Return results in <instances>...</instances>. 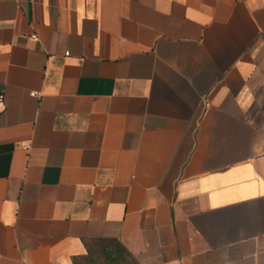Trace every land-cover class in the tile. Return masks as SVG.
Instances as JSON below:
<instances>
[{
  "label": "crops",
  "instance_id": "crops-1",
  "mask_svg": "<svg viewBox=\"0 0 264 264\" xmlns=\"http://www.w3.org/2000/svg\"><path fill=\"white\" fill-rule=\"evenodd\" d=\"M0 96V264H264V0H0Z\"/></svg>",
  "mask_w": 264,
  "mask_h": 264
},
{
  "label": "trees",
  "instance_id": "trees-1",
  "mask_svg": "<svg viewBox=\"0 0 264 264\" xmlns=\"http://www.w3.org/2000/svg\"><path fill=\"white\" fill-rule=\"evenodd\" d=\"M94 242H99L100 252L104 254L106 258L110 261L117 262L121 259V254L124 252L126 257H129L132 264H136L132 257L127 253V251L115 240L112 239H98ZM90 245L86 249V254L79 257L73 258V264H80V261H86L90 259L91 256Z\"/></svg>",
  "mask_w": 264,
  "mask_h": 264
},
{
  "label": "rangeland",
  "instance_id": "rangeland-1",
  "mask_svg": "<svg viewBox=\"0 0 264 264\" xmlns=\"http://www.w3.org/2000/svg\"><path fill=\"white\" fill-rule=\"evenodd\" d=\"M91 256L89 260L80 261V264H132L129 257H126L124 252L121 254V259L117 262L110 261L100 252L99 242L90 244Z\"/></svg>",
  "mask_w": 264,
  "mask_h": 264
},
{
  "label": "built area",
  "instance_id": "built-area-1",
  "mask_svg": "<svg viewBox=\"0 0 264 264\" xmlns=\"http://www.w3.org/2000/svg\"><path fill=\"white\" fill-rule=\"evenodd\" d=\"M0 100H1V96H0ZM27 146H25V148H26Z\"/></svg>",
  "mask_w": 264,
  "mask_h": 264
}]
</instances>
